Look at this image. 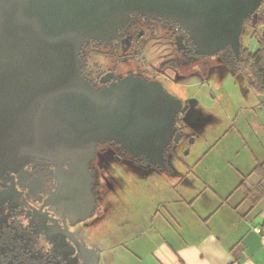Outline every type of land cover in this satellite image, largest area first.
Here are the masks:
<instances>
[{
	"label": "flooded vegetation",
	"instance_id": "obj_1",
	"mask_svg": "<svg viewBox=\"0 0 264 264\" xmlns=\"http://www.w3.org/2000/svg\"><path fill=\"white\" fill-rule=\"evenodd\" d=\"M261 5L245 18L239 44L218 26L201 25L209 34L200 37L225 45L211 53L194 39L196 26L136 14L113 40L86 42L82 75L101 104L41 107L19 72L0 64V264H103L92 236L112 227L106 195L114 180L179 175L187 131L210 91L204 79L191 82L202 74L188 68L218 54L238 71L241 52L256 49L248 30Z\"/></svg>",
	"mask_w": 264,
	"mask_h": 264
},
{
	"label": "water",
	"instance_id": "obj_2",
	"mask_svg": "<svg viewBox=\"0 0 264 264\" xmlns=\"http://www.w3.org/2000/svg\"><path fill=\"white\" fill-rule=\"evenodd\" d=\"M261 3L262 0H0V64L19 72V83L41 107L61 106L64 110L84 103L101 104L105 99L82 75L80 53L86 42L113 40L136 14L178 19L185 26H196L194 39L202 52L211 53L225 45L216 46L200 37L199 31L209 34L201 30V25L218 26L237 44L245 18ZM143 136L144 141L150 139L145 133ZM88 185L84 186L89 189Z\"/></svg>",
	"mask_w": 264,
	"mask_h": 264
},
{
	"label": "rangeland",
	"instance_id": "obj_3",
	"mask_svg": "<svg viewBox=\"0 0 264 264\" xmlns=\"http://www.w3.org/2000/svg\"><path fill=\"white\" fill-rule=\"evenodd\" d=\"M262 13L264 1L255 17ZM246 28L242 36L248 43ZM189 67L202 74L194 75L191 82L198 87V82L204 79L210 91L206 101L197 107L202 116L195 121L193 130L187 131L190 139L183 144L187 149L180 153L182 161L176 163L179 175L149 173L140 177L131 172L114 180L116 183L106 195L113 203L107 217L112 227H103L92 236L103 250V264H133L137 260L135 247L140 240V223L136 222V216H141L140 208L148 213L154 209L157 197L176 192L186 194L185 184L190 179L209 182L212 194L217 197L228 196L242 174L264 154V107L259 95L250 88L247 76L231 68L218 54ZM177 181L180 184L176 185ZM123 223L128 226L123 227ZM133 233L137 237L131 238Z\"/></svg>",
	"mask_w": 264,
	"mask_h": 264
},
{
	"label": "crops",
	"instance_id": "obj_4",
	"mask_svg": "<svg viewBox=\"0 0 264 264\" xmlns=\"http://www.w3.org/2000/svg\"><path fill=\"white\" fill-rule=\"evenodd\" d=\"M263 162L264 154L228 196L217 197L209 182L190 179L186 194L157 197L148 213L140 208L133 264H264V197L256 205L247 197V191L264 186L254 171Z\"/></svg>",
	"mask_w": 264,
	"mask_h": 264
},
{
	"label": "trees",
	"instance_id": "obj_5",
	"mask_svg": "<svg viewBox=\"0 0 264 264\" xmlns=\"http://www.w3.org/2000/svg\"><path fill=\"white\" fill-rule=\"evenodd\" d=\"M264 14H260L252 24L248 33L256 40L254 51L244 49L236 62V67L248 78L250 88L259 95L260 104L264 107ZM254 171L264 177V162L257 165ZM247 197L256 205L264 197V186L258 185L255 191H247Z\"/></svg>",
	"mask_w": 264,
	"mask_h": 264
},
{
	"label": "built area",
	"instance_id": "obj_6",
	"mask_svg": "<svg viewBox=\"0 0 264 264\" xmlns=\"http://www.w3.org/2000/svg\"><path fill=\"white\" fill-rule=\"evenodd\" d=\"M233 264H238L237 262H234Z\"/></svg>",
	"mask_w": 264,
	"mask_h": 264
}]
</instances>
